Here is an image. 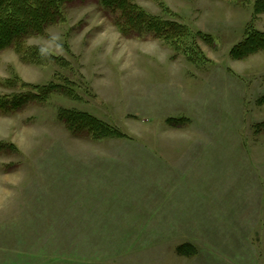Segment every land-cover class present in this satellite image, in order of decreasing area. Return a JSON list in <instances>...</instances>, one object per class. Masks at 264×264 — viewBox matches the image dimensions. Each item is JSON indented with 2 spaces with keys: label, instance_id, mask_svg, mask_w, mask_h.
I'll return each instance as SVG.
<instances>
[{
  "label": "rangeland",
  "instance_id": "obj_1",
  "mask_svg": "<svg viewBox=\"0 0 264 264\" xmlns=\"http://www.w3.org/2000/svg\"><path fill=\"white\" fill-rule=\"evenodd\" d=\"M135 1L185 37L125 36L99 0H78L0 51V97L51 82L74 94L0 111V264H264V51L231 55L264 12ZM31 47L59 59L32 62ZM60 107L126 136L73 134Z\"/></svg>",
  "mask_w": 264,
  "mask_h": 264
},
{
  "label": "trees",
  "instance_id": "obj_2",
  "mask_svg": "<svg viewBox=\"0 0 264 264\" xmlns=\"http://www.w3.org/2000/svg\"><path fill=\"white\" fill-rule=\"evenodd\" d=\"M78 0H0V51L14 47L21 51L27 38L45 34L50 25L63 19L64 7ZM100 4L116 15L115 23L125 35L148 32L177 43L188 32L185 24L178 20L166 19L147 12L135 0H99ZM255 13L264 12V0L255 1ZM264 51V31L250 27L244 39L231 50V55L244 58L250 54ZM24 58L32 62L45 63L58 56L41 47L27 48ZM36 90L14 93L0 97V111H17L30 100L45 101L54 93L73 97V88L54 82L34 86ZM264 102V96L259 99ZM58 119L73 134L87 133L96 139L125 137L117 127L98 118L94 114L77 108L60 107ZM171 121H179L171 118ZM264 127V123L259 124ZM194 249L192 244L178 247L179 254H188ZM194 251V250H193Z\"/></svg>",
  "mask_w": 264,
  "mask_h": 264
}]
</instances>
